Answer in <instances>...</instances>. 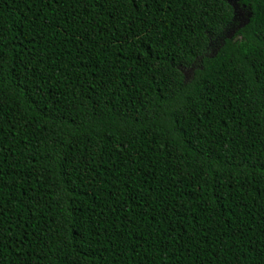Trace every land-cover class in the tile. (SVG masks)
I'll return each instance as SVG.
<instances>
[{
	"label": "trees",
	"instance_id": "1",
	"mask_svg": "<svg viewBox=\"0 0 264 264\" xmlns=\"http://www.w3.org/2000/svg\"><path fill=\"white\" fill-rule=\"evenodd\" d=\"M0 264H264V0H0Z\"/></svg>",
	"mask_w": 264,
	"mask_h": 264
},
{
	"label": "rangeland",
	"instance_id": "2",
	"mask_svg": "<svg viewBox=\"0 0 264 264\" xmlns=\"http://www.w3.org/2000/svg\"><path fill=\"white\" fill-rule=\"evenodd\" d=\"M231 5L233 6V14H232L233 21L237 20L239 23H241V22L243 23L244 20H245V17H246V12L243 9L239 8L238 6H236L232 2H231ZM231 31H232V28L229 29V31H227L228 32L227 35H229ZM190 70L191 69L189 68V69H187V72L184 71L185 72L184 73L185 78L190 75Z\"/></svg>",
	"mask_w": 264,
	"mask_h": 264
},
{
	"label": "clouds",
	"instance_id": "3",
	"mask_svg": "<svg viewBox=\"0 0 264 264\" xmlns=\"http://www.w3.org/2000/svg\"><path fill=\"white\" fill-rule=\"evenodd\" d=\"M245 21V20H244ZM242 23V22H241ZM243 24V23H242ZM241 25V24H240Z\"/></svg>",
	"mask_w": 264,
	"mask_h": 264
}]
</instances>
